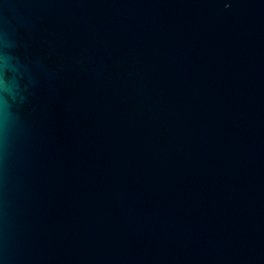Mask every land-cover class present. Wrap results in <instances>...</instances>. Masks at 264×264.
I'll return each mask as SVG.
<instances>
[{"label":"water","instance_id":"water-1","mask_svg":"<svg viewBox=\"0 0 264 264\" xmlns=\"http://www.w3.org/2000/svg\"><path fill=\"white\" fill-rule=\"evenodd\" d=\"M0 264H264V0H0Z\"/></svg>","mask_w":264,"mask_h":264}]
</instances>
